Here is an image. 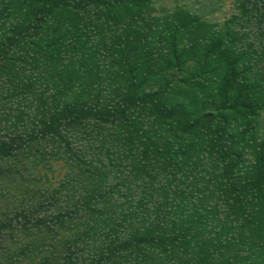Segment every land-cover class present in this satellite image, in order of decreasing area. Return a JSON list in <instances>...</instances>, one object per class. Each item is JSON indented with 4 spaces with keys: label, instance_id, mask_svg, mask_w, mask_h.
<instances>
[{
    "label": "trees",
    "instance_id": "trees-1",
    "mask_svg": "<svg viewBox=\"0 0 264 264\" xmlns=\"http://www.w3.org/2000/svg\"><path fill=\"white\" fill-rule=\"evenodd\" d=\"M0 264H264V0H0Z\"/></svg>",
    "mask_w": 264,
    "mask_h": 264
}]
</instances>
